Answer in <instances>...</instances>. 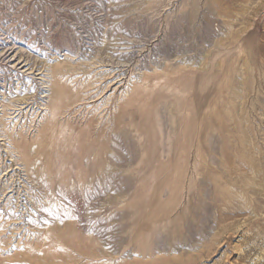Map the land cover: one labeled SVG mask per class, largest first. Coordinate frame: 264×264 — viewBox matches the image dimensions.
Wrapping results in <instances>:
<instances>
[{"label":"rangeland","instance_id":"rangeland-1","mask_svg":"<svg viewBox=\"0 0 264 264\" xmlns=\"http://www.w3.org/2000/svg\"><path fill=\"white\" fill-rule=\"evenodd\" d=\"M263 177L264 0H0V264H264Z\"/></svg>","mask_w":264,"mask_h":264},{"label":"bare ground","instance_id":"bare-ground-1","mask_svg":"<svg viewBox=\"0 0 264 264\" xmlns=\"http://www.w3.org/2000/svg\"><path fill=\"white\" fill-rule=\"evenodd\" d=\"M72 64H73V62H72ZM58 66V65H57ZM204 67V66H203ZM65 68V67H64ZM164 73V72H163ZM185 72H183V74H184ZM182 75V74H181ZM196 75H197V73H196ZM196 75H195V77H196ZM180 76V75H179ZM174 77H176V76H174ZM149 79V78H148ZM179 79V78H178ZM193 79V78H192ZM196 79V78H195ZM66 81V80H65ZM63 83V82H62ZM61 83V84H62ZM196 83H198L197 81H196ZM61 84H59V83H56L55 85H53V88H52V92H51V94H50V98H51V112H52V114H53V118H55V114H56V117L58 116L57 115V108L59 107V105H58V102L59 101H62L63 100V98H65L67 95H68V97H67V99L68 100H70L72 97H73V95L71 96L70 94H68L65 90H64V87L61 85ZM52 85V84H51ZM197 85V84H196ZM72 86V85H71ZM75 89H77V88H75ZM79 89V88H78ZM82 89V88H81ZM81 93V92H80ZM140 93V92H139ZM77 95V94H76ZM163 95V94H162ZM69 96H71V97H69ZM193 96V95H192ZM198 100H199V98H198V96L197 95H194ZM141 97V96H140ZM144 98V97H143ZM65 101V100H64ZM187 101V100H186ZM130 102V101H129ZM188 102V101H187ZM132 103V102H131ZM200 104H201V102H200ZM200 104H199V106L196 108V114H194V116L195 117H200L201 116V114H200ZM130 103H127L126 105H124L122 108H121V113H117V115H119L120 116V118H115V123H114V125H115V127L117 128V130H118V133H119V135H118V138L120 139V140H123V141H125V142H129V135H128V131H126V130H124L122 127L124 126V125H126L123 121H121V117H123L125 114L124 113H126V114H129L130 116H133L134 115V113H136L137 111L135 110V109H132V108H129L130 106ZM133 105V104H132ZM176 108L177 107H173L172 105L168 108V112H169V115L172 117V116H174V118L176 117V114H177V111H176ZM28 109V108H27ZM73 109V108H72ZM181 110V109H180ZM47 111H49V110H47ZM183 115V114H182ZM18 117V116H17ZM173 118V117H172ZM183 118V117H182ZM50 119V118H49ZM60 119V118H59ZM188 119V118H187ZM187 119H185L186 121H184L186 124H187ZM52 120V119H51ZM143 120V119H142ZM50 121V120H49ZM67 121V120H66ZM125 121V120H124ZM174 121V120H173ZM144 122H146V121H144ZM61 124V123H60ZM66 124V123H65ZM49 125V124H48ZM59 125V124H58ZM62 125V124H61ZM54 126H52V125H49V126H47V129L45 128L44 130H45V133H46V135L44 136V137H47V133L49 132V133H51L52 135H53V132H54V128L56 127H54ZM147 127V126H146ZM52 128V129H51ZM61 128V127H60ZM62 128H63V126H62ZM84 128V127H83ZM82 128V129H83ZM121 128V129H120ZM187 128V127H186ZM50 129V130H49ZM81 129V128H80ZM49 130V131H48ZM121 130V131H120ZM200 130V129H199ZM62 131V130H61ZM60 131V133L62 134L63 132H61ZM198 131V130H197ZM201 133H202V131H200ZM199 132V133H200ZM60 133H59V136L60 137H62L63 135H60ZM198 132L196 133V137H197V135L199 134ZM84 134V133H83ZM149 134V136H151V133H148ZM184 134H185V136L186 137H189V134L191 135V137H192V135L194 134V133H192V131L191 132H184ZM57 135H58V133H57ZM81 135V134H80ZM210 135V134H209ZM58 136V137H59ZM147 136V135H146ZM245 137H246V135H245ZM63 138V137H62ZM198 138V137H197ZM247 138V137H246ZM246 138H241V142H245V139ZM65 139V138H64ZM83 139V138H82ZM60 141V139L58 138L57 139V141ZM67 140V139H66ZM69 140V139H68ZM193 140H194V138H193ZM207 140V139H206ZM41 141V140H40ZM143 141V140H142ZM163 141V139H158V140H156L155 142L156 143H158L160 146L162 145V142ZM197 141L198 142H201V138H198L197 139ZM36 142V141H35ZM57 143V142H56ZM55 143V144H56ZM69 143V142H68ZM18 144V143H17ZM228 141L226 140V143L224 144V145H227L228 146ZM184 145H185V143H184V141L182 140L181 142H180V145L178 146V148H180L178 151H179V153H178V155H179V157H181V158H183V157H185V148H184ZM20 146V145H19ZM53 146V145H52ZM62 146V145H61ZM177 146V145H176ZM20 147H22V146H20ZM87 147H89V143L87 142V140H85L84 142H82V140L80 141V143H77L75 146H74V148H76V149H82V150H86L87 149ZM51 148L52 147H50V148H48V146L47 145H44V143L43 142H38V143H34L33 145H31V147L29 148V156L31 157H33L34 159H33V162L31 163V165H30V171L31 172H35V174H36V177H40L39 175H40V173L42 174V173H51L52 172V167L54 168V167H59V165L62 167V168H66L68 165L69 166H72V165H70V163L69 162H71V161H69V156H70V154H71V150H72V148H73V146L72 145H70V146H68L67 148H65V149H63V150H58V151H56L57 150V148H56V150H51ZM144 148V147H143ZM25 149V148H24ZM175 149V148H174ZM74 150V149H73ZM24 151V150H23ZM22 151V152H23ZM102 151H105V150H102ZM239 154H241L242 152L239 150V152H238ZM98 154V153H97ZM103 155H105V154H103ZM56 156H58L59 158H57ZM60 156H62V157H60ZM199 156H200V154H199ZM78 157V156H77ZM76 157V158H77ZM88 157L89 156H83L82 157V159L79 157V159L80 160H83V163H85V161H88L89 159H88ZM161 157V156H160ZM186 157H187V155H186ZM224 157H225V166H227V165H229V167H230V163H231V160H232V155H230V154H228L227 155V153L224 155ZM51 160H53V162L52 163H50V161ZM100 161H102L103 160V158L102 159H99ZM69 161V162H68ZM234 162V161H233ZM244 162V161H243ZM58 163H59V165H58ZM242 163V162H241ZM245 163V162H244ZM50 164H52L51 165V167H50ZM149 164V163H148ZM74 165V164H73ZM82 165V164H81ZM151 165V164H150ZM149 165V166H150ZM6 167V166H5ZM74 168V167H73ZM72 168V169H73ZM79 169H81V168H79ZM83 169H85L84 167H83ZM87 170V169H86ZM28 171V170H27ZM64 171V170H63ZM73 171V170H72ZM257 172H261V171H263L262 169H257L256 170ZM78 172V171H77ZM80 172H82V171H80ZM224 172V171H223ZM223 172H221V173H223ZM64 173V172H63ZM76 173V172H75ZM59 174V173H58ZM57 174V175H58ZM61 174H62V172H61ZM63 175V174H62ZM71 175H73L72 173H71ZM70 175V176H71ZM78 176V175H77ZM79 177H80V175H79ZM96 176H92V177H89L88 178V180H87V182L83 185V186H81V188H82V190L83 191H87V190H89L90 188H91V186H92V182H93V179L95 178ZM102 175H100L98 178H96V181L98 182L97 184V186H100V188L103 190V187H104V182H103V180H102ZM50 178H52V177H50ZM49 178V179H50ZM83 178V177H82ZM86 178V177H85ZM264 178V177H263ZM38 179V178H37ZM41 179V178H40ZM76 179V178H75ZM78 179V178H77ZM87 179V178H86ZM86 179H83V180H85L86 181ZM47 180V179H46ZM72 181H73V179H71ZM80 180V179H79ZM45 181V180H44ZM78 182V181H77ZM48 183L50 184V181H48ZM75 182L73 181V184H74ZM237 183V182H236ZM81 184V183H80ZM79 184V185H80ZM61 185V184H60ZM75 185V184H74ZM245 186H244V188L246 189V188H255L256 187V184H254V183H252V182H250V181H247L245 184H244ZM51 186V185H50ZM56 186V185H55ZM177 186V185H176ZM175 187V186H174ZM214 187V186H213ZM260 187V189L257 191V194L259 193V194H261V192H263L264 191V186L263 187H261V186H259ZM76 189H77V187H75ZM50 189V188H49ZM54 189V188H53ZM243 190V189H242ZM14 191V190H13ZM51 192V191H50ZM74 192V191H73ZM73 192H71V193H73ZM89 192V191H88ZM174 192L176 193V190H174ZM244 192H245V195L246 196H249V194L248 193H246V191L244 190ZM76 193V192H75ZM56 194V193H55ZM237 194V193H236ZM253 194H256L255 192L253 193ZM83 195V194H82ZM85 195V194H84ZM225 195H226V193H225ZM243 195V194H242ZM236 196V195H235ZM240 197V196H239ZM54 199V198H53ZM48 201V200H47ZM11 214V213H10ZM20 215V214H19ZM23 217V216H22ZM48 225V224H47ZM58 225V224H57ZM59 226H61V225H59ZM50 227V226H49ZM71 227V226H70ZM53 229V228H52ZM58 230H59V228H57ZM65 229V228H64ZM60 230H62V229H60ZM46 231H47V229H46ZM50 231V230H49ZM65 231H66V229H65ZM61 232V231H60ZM59 232V233H60ZM63 232H64V230H63ZM62 232V233H63ZM61 233V234H62ZM52 234V233H51ZM56 234H57V232H56ZM60 235V234H59ZM46 236V235H45ZM61 236V235H60ZM62 236H65L64 234L62 235Z\"/></svg>","mask_w":264,"mask_h":264}]
</instances>
